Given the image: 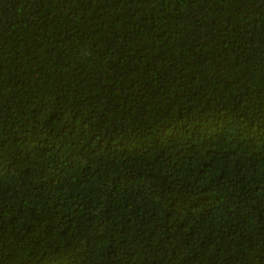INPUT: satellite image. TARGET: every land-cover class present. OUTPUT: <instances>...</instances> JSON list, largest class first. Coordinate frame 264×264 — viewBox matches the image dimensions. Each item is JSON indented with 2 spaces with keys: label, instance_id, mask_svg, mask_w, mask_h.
I'll return each mask as SVG.
<instances>
[{
  "label": "trees",
  "instance_id": "obj_1",
  "mask_svg": "<svg viewBox=\"0 0 264 264\" xmlns=\"http://www.w3.org/2000/svg\"><path fill=\"white\" fill-rule=\"evenodd\" d=\"M0 264H264V0H0Z\"/></svg>",
  "mask_w": 264,
  "mask_h": 264
}]
</instances>
